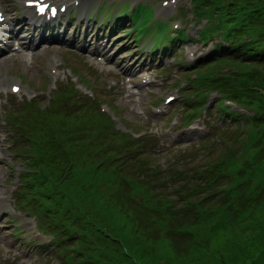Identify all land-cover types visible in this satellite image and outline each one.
<instances>
[{"label": "trees", "instance_id": "trees-1", "mask_svg": "<svg viewBox=\"0 0 264 264\" xmlns=\"http://www.w3.org/2000/svg\"><path fill=\"white\" fill-rule=\"evenodd\" d=\"M197 1L198 7L203 8L202 14L212 19H217L225 9H232L233 27L237 29L248 23L249 12L254 14V8L260 5L256 0ZM257 88L250 89L247 95L252 97L251 106L262 108L263 113L250 120L247 138L229 148L228 163L224 170L219 171L218 178L229 177L220 186L209 188L213 191L204 200L195 201L194 197L207 186L189 183L180 187L176 180L178 186L176 183L170 186L162 183L158 188L154 174L151 182L133 181L126 174L129 167L123 159L125 148L110 141V137L116 135L109 133L105 137H97L93 116L71 112L64 122L49 121L45 125L44 167L51 186L58 190L57 197H52L51 201L65 213L68 227L75 228L79 221L89 225L84 229L102 232L104 241L114 238L110 232L120 237L122 240L117 241L123 248L120 257L124 264H180L165 260L172 256L181 258L184 254L198 259L184 257L182 264H264V201L256 203L263 197L251 203L254 204L252 209H247L249 182L264 170V79L259 81ZM246 141L256 152L253 164L249 165L251 167L244 168L238 177V170H235L240 163V143L243 142L246 154L250 149ZM93 156L97 164L91 161ZM118 157L120 162H114ZM86 168H89L90 175L76 176ZM103 186L108 190L102 191ZM170 188L174 189L171 195H180L186 205L179 207L164 202ZM158 189L159 194L155 193ZM140 194L151 199L158 223L174 224L173 230L180 238L177 240L171 236V248L164 247L152 236L134 239L121 228L115 229L99 222L97 210H105L104 205L114 206L120 204L118 201L133 199ZM156 196H161L160 200L155 201ZM224 232L226 236L223 237ZM213 253L218 256L215 261L212 260Z\"/></svg>", "mask_w": 264, "mask_h": 264}, {"label": "rangeland", "instance_id": "rangeland-1", "mask_svg": "<svg viewBox=\"0 0 264 264\" xmlns=\"http://www.w3.org/2000/svg\"><path fill=\"white\" fill-rule=\"evenodd\" d=\"M11 1L14 2L15 6H20V0H0V4H3L5 6L6 2H11ZM123 1L124 0H111L110 3L111 4L121 3ZM147 1L148 3L150 1L149 5L157 4L159 2V0H146L145 2ZM179 5L181 8L183 7V9L180 8V10H182L186 14V16L183 17V20L187 22V24L191 23L192 20H195V16L193 14L194 12L192 10L191 2L189 0H179ZM135 13L137 14V16L142 14L141 20L144 23L147 21L146 20L147 17L150 16L151 9L146 4L136 5ZM179 15H180V12H179ZM153 25L156 30L160 29L161 24L158 22V16L153 17V19L147 26V29L151 28ZM191 27L193 28V31H192L193 33L191 36L196 38V33L202 28V26L197 25V24L193 26V24H191V26H189V29ZM188 32L186 33L189 34ZM126 45L127 43L122 44V46H126ZM193 46L195 48L204 47L202 44H198L196 42L193 44ZM129 49L131 48L127 46L126 50H129ZM60 54L64 58V60L67 62V64L77 69V73L81 77H83V79L88 80L90 82V85L94 89L97 90L99 87H105L106 85L110 84V79L106 77L104 73L94 70L92 67L86 64L83 59L77 58L75 55L68 54V53H60ZM134 54L135 53H126L125 56L127 58H131L132 56H134ZM51 55L52 53H48L43 59H41L40 61H37L35 68L32 72H22L16 68H4V70H2V72L0 73V83L2 81H10L13 78L23 77L25 83H27V85H25V88H31L35 90L36 92L44 91V93H39V94L41 96V100L43 101V104H47L51 99L52 93L49 90V85H48L49 82L45 80V76L47 74V70H46L47 61ZM180 59L181 58L173 57L169 61V64L166 65V67H168V71L166 74L169 76V79L165 81L166 84H164L161 80H159L160 75H162V71H160L162 68L160 67L158 68V70L154 69L158 73V74H155L157 77V79H155L157 81L156 85H153V86L148 85V86L141 87L140 89L137 90L139 93L136 96H134L132 99H129V98L125 99V98H122V96L117 97L118 93L121 95L122 92L124 91L123 87H118V88L113 89L111 96L106 100L109 101L113 105L114 107L113 109L117 115L116 119L118 121V126L119 128L122 129L121 130L122 132L124 133L130 132V131L138 132L140 130H145V127L148 126L146 130L148 129L155 133V128H153V123H156L157 125H159L166 121L165 116L161 115L160 117H155L149 123H146L144 120H141L138 117V106H141V107L143 106L144 108H147L151 114L153 110L152 106L159 105L162 102V99L164 98V96L172 90L174 84L176 83L179 84L183 79H185L186 77L185 73L181 72V70L178 69V66L175 65V63L179 61ZM118 62H119L118 63L119 66L121 67V59H118ZM139 80L140 79H138V81ZM178 96H179V99L177 101L181 100L182 98L180 93L178 94ZM17 104L18 103L15 101L13 103H10L9 105L16 106ZM175 106H178V103L175 104L173 107ZM177 109H179V107H177ZM209 119H210L209 117H206L205 119L206 122H208ZM168 125L169 124L167 123V126ZM192 136L193 134L184 135L175 144V148L177 146H179V148H183L179 152H182L183 154H185L188 157V160L192 161L190 164L191 167H195L197 163L202 164L209 160V158L206 156L208 149H206L205 145L208 143L209 144L214 143V141L217 139V136L215 135V133L211 134V136H209L207 140H205V143L204 141H201L199 138L189 140V138ZM174 155H176V153L169 154L168 152L163 151L161 154L159 155L157 154L155 156H156V160L158 163L161 162L162 164H165V159H170ZM24 158L26 157L24 156ZM13 159L14 157L13 155H11L6 161L7 166L5 168L0 167V175L2 174V176L4 177H9V179H11L12 181L11 185L14 186V187L9 186L7 188L8 194H11L13 189L15 190V184L18 181L17 175H14V170L15 171L20 170L19 169L20 165H17L15 169H13V166H14ZM7 170H10L11 172L9 171L8 173L6 172ZM258 181H264V176L257 177L255 179V182H258ZM107 190H108L107 187H103L102 189V191H107ZM22 210H25V209H22ZM3 220H4V216L1 218V221H0V236H1L0 245L4 247H9L10 251H20L25 260H28V261L32 260L34 262L36 261L35 264H50L48 263L47 260H43L42 256H40V253L35 248H30L28 246L27 241H33V239L30 238L27 233L23 234L19 238L13 235V230L15 228H19L21 221L18 224H15V222L13 221H7V222L2 223ZM51 230H58V228L54 227ZM21 231H24V230H21ZM110 234L114 236L113 238L114 240H122L117 235L111 232ZM224 236H226L225 232L223 233V237ZM34 241L41 243V240H34ZM111 241L106 240L104 242L109 244L112 247ZM6 257L10 258V255L6 254L4 251V248L0 246V261L4 262L7 259ZM180 257L181 258L172 256L165 261H167V263L172 261V262L182 264L185 260L184 257L188 259H193V260L198 259V257L193 258L185 254ZM216 258H218V256L213 253L212 260L215 261ZM53 259L55 258L53 257ZM58 263L59 262L55 259L54 264H58ZM17 264H21V263L18 262Z\"/></svg>", "mask_w": 264, "mask_h": 264}, {"label": "snow or ice", "instance_id": "snow-or-ice-1", "mask_svg": "<svg viewBox=\"0 0 264 264\" xmlns=\"http://www.w3.org/2000/svg\"><path fill=\"white\" fill-rule=\"evenodd\" d=\"M39 11H40V12H43V11H44V8H43V7L40 8ZM53 11H55V10L53 9Z\"/></svg>", "mask_w": 264, "mask_h": 264}]
</instances>
